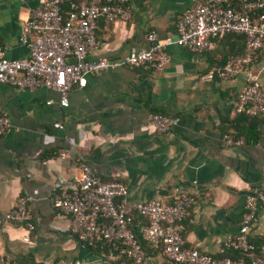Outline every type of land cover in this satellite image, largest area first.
Listing matches in <instances>:
<instances>
[{
    "label": "crops",
    "instance_id": "crops-1",
    "mask_svg": "<svg viewBox=\"0 0 264 264\" xmlns=\"http://www.w3.org/2000/svg\"><path fill=\"white\" fill-rule=\"evenodd\" d=\"M194 1L130 0L128 19L99 23L100 46L90 61L124 59L134 49H148L150 31L161 39H176L177 23ZM38 7L39 0H0V51L5 58L28 56L21 37ZM244 49V37L231 34L219 38L214 51L170 46L163 70L149 65L92 74L84 88L70 91L68 107L61 106L56 90L23 91L0 83V111L12 124L0 135V259L17 264H57L62 259L133 264L105 258L104 252L83 243L69 229L70 217L53 206L54 196L80 177V163L104 181L124 183L130 202L170 203L182 193L193 195L185 245L225 256L228 237L240 231L248 196L254 187H264V119L236 114L245 74L202 78ZM251 70L260 74L264 88V52ZM153 114L178 123L159 133L150 120ZM227 133L244 134L248 140L243 146L226 147L222 141ZM48 135L55 142L46 145ZM63 149L73 158L59 159ZM21 195L30 197L36 226L32 232L5 220ZM250 239L256 253L264 255L263 210ZM143 248L150 264L167 263L161 250L146 244Z\"/></svg>",
    "mask_w": 264,
    "mask_h": 264
},
{
    "label": "built area",
    "instance_id": "built-area-1",
    "mask_svg": "<svg viewBox=\"0 0 264 264\" xmlns=\"http://www.w3.org/2000/svg\"><path fill=\"white\" fill-rule=\"evenodd\" d=\"M130 0H39L26 23L21 42L28 56L10 60L0 51V83L20 90L53 89L61 95V106H69V93L74 87L84 88L88 76L121 67L153 66L163 70L170 57L168 47L177 45L197 53L214 51L217 40L228 34L245 37V51L232 55L220 67L202 78L212 81L216 76L230 79L245 74V84L237 95L236 114L264 119V88L260 74L251 65L264 52V0H195L177 23L176 39H161L159 33L150 31V47L132 50L124 59L90 56L100 46L96 30L100 22L108 24L126 20L131 16ZM69 4L64 15L63 6ZM150 120L159 133L169 132L178 119L153 114ZM12 127L8 115L0 111V135ZM57 128L63 129L61 124ZM55 142L46 136V145ZM244 137L227 133L223 137L226 147L245 145ZM73 154L68 149L59 152V159L69 160ZM81 175L71 187H66L53 198V206L70 217L69 229L91 248L100 245L108 250L104 257L110 260L127 258L135 264H150L142 243L134 230V216L143 220L141 235L150 249L161 250L166 264H264V255L256 253L250 239L258 214L264 211V187L256 186L248 196L245 212L237 235L229 236L227 252L239 256L215 257L185 245L186 223L192 222L191 210L195 198L182 193L172 202L151 200L130 202L128 188L120 181H104L85 163H80ZM264 173V165L262 167ZM30 197L21 195L16 206L6 213L5 220L35 230L29 209ZM30 241L29 237L25 239ZM0 264H17L10 258L0 259ZM57 264H86L82 261L62 259Z\"/></svg>",
    "mask_w": 264,
    "mask_h": 264
},
{
    "label": "trees",
    "instance_id": "trees-1",
    "mask_svg": "<svg viewBox=\"0 0 264 264\" xmlns=\"http://www.w3.org/2000/svg\"><path fill=\"white\" fill-rule=\"evenodd\" d=\"M233 2L235 3L236 2V0H233ZM68 10H69V4L67 3V4H65L64 6H63V12H64V15L68 12ZM231 35H235V34H231ZM239 36V35H238ZM244 37V36H243ZM244 39H245V37H244ZM244 51H245V49H244ZM243 51V52H244ZM239 116H242V117H245L246 119H250V117H248V116H245V115H239ZM235 136L236 137H244L246 140H248L247 139V137L244 135V134H238V133H235ZM51 155V154H50ZM48 155H45V157H47ZM143 224V220L140 218V217H138L137 215H135L134 216V230H135V233H136V236H137V238L140 240V242L142 243V245L143 244H146L145 242H143V240H142V235H141V225ZM256 246V245H255ZM96 249H98V250H100L101 252H107V248L106 247H104V246H102V245H100L98 248H96ZM258 250H257V247H256V252H257ZM225 256H230V257H232V258H237L238 256H239V254L237 253V252H227L226 254H225ZM124 259H127V258H121V259H118L117 260V262H120L121 260H124ZM127 260H129V261H131L133 264H135L132 260H130V259H127Z\"/></svg>",
    "mask_w": 264,
    "mask_h": 264
}]
</instances>
